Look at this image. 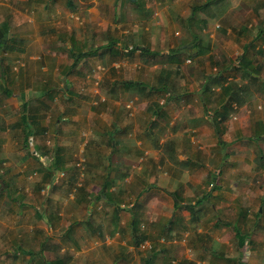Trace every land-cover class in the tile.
Segmentation results:
<instances>
[{"label":"crops","instance_id":"crops-1","mask_svg":"<svg viewBox=\"0 0 264 264\" xmlns=\"http://www.w3.org/2000/svg\"><path fill=\"white\" fill-rule=\"evenodd\" d=\"M191 2L0 0V264H264L263 88L211 120L264 0Z\"/></svg>","mask_w":264,"mask_h":264},{"label":"trees","instance_id":"trees-1","mask_svg":"<svg viewBox=\"0 0 264 264\" xmlns=\"http://www.w3.org/2000/svg\"><path fill=\"white\" fill-rule=\"evenodd\" d=\"M221 0H207L206 3L203 6H210L211 4H217ZM210 16L214 15L213 13L207 12ZM192 18V17H191ZM263 30V29H262ZM262 30L259 32L261 33ZM261 35V34H260ZM197 40V39H194ZM195 42V41H194ZM254 45L253 44H247L245 52L243 53V56L239 57L238 60V67L236 66H231L228 69L229 71L236 70L242 71V76L246 77L247 76V81L246 82H237L234 80V76H226L225 77V83L224 85L221 86L219 93H217L218 98L221 100V102L216 103L218 105L217 108L214 109L213 113V119H212V124L214 128L216 129H221L224 125V121H226L229 117L230 114L234 113L239 107L242 105L248 103V101L252 98V92L251 88L252 86L255 87H262V95L264 96V80H261L259 78V70L262 68V65H264V62L261 63V65L256 64V66H251V61L250 59L246 58V55L248 53V50L250 47L252 48ZM194 47H197V45ZM201 53L200 49H196L195 52H192L191 54H188L189 56H194V55H199ZM234 73V72H233ZM224 78L220 74H217L216 76H209L207 77L208 81H217ZM207 85V83L205 84ZM212 95V93H210ZM220 103V105H219ZM223 103V104H222ZM232 103L236 104V107H232ZM264 138V136H263ZM57 160V157L54 158V161ZM57 167L49 168V171L51 174H53V170H56ZM163 239V240H162ZM160 240L163 242L165 241V237H161ZM145 242V241H138L136 242L135 245L138 246L139 243ZM151 245V244H150ZM152 246V245H151ZM151 246L147 249H150ZM145 250V249H143Z\"/></svg>","mask_w":264,"mask_h":264},{"label":"rangeland","instance_id":"rangeland-1","mask_svg":"<svg viewBox=\"0 0 264 264\" xmlns=\"http://www.w3.org/2000/svg\"><path fill=\"white\" fill-rule=\"evenodd\" d=\"M185 1V0H184ZM206 1L207 0H192V5L190 6L191 8H187L186 10H187V12L189 13L190 11H192V7L195 5V7L196 6H198V7H200V9H201V11H199V12H196V14H202V13H204L203 11H207V12H209V8H208V6H203L205 3H206ZM238 1L239 0H234V2L232 3L231 2V5H233V4H235V6H236V4L238 3ZM185 3V2H184ZM243 6V5H245V3L244 2H242V1H240V3L236 6V7H234V9H236V8H238V11L237 12H240V9H239V6ZM214 7L212 8V10L210 11V13H213L214 15H212L211 16V18H212V23H213V25H212V27H214V32L215 31H217V32H219L220 34L219 35H217V34H215V36L216 37H221V39L223 40V41H225L226 43H228L232 38L230 37V35H228L227 33H225V32H223V30H221V29H223V28H227V26H224V27H222L221 28V26L225 23V21L224 22H222L221 20H219V18L217 17V14H218V16L220 17V16H222V18H226V16H229V19H231V17L230 16H233L232 14L234 13L233 11H234V9L232 10V12L231 13H226L227 11H228V6H226V5H224V4H219L218 6H216V4H214L213 5ZM197 11V10H196ZM244 10H242V12H243ZM205 14V13H204ZM208 14V13H207ZM221 14V15H220ZM242 14V13H241ZM209 15V14H208ZM210 16V15H209ZM198 16H196V18H197ZM185 17H183V19H184ZM195 18V19H196ZM254 15L248 10V11H246V12H244L243 13V22L242 23H244L243 25H245L246 24V27L248 28V25L250 24V25H252V24H255V20H254ZM226 20V19H225ZM188 23H191V21H187V23L185 24V28L184 27H182V29H183V31H187V30H189V31H192V28H190V27H187V26H189L188 25ZM198 24V22L196 23H194V25H197ZM198 26H199V24H198ZM253 26V25H252ZM245 27V26H244ZM245 27V28H246ZM258 27V26H257ZM257 27L255 28V29H253V28H251V29H248L249 31L251 30L252 32H255V31H257L258 29H257ZM246 28V29H247ZM238 29H241V28H238ZM248 30H245V31H243L244 32V36H248V35H251V34H246L247 33V31ZM198 31H199V29H198ZM230 32L232 33V34H236V28H235V26H230ZM189 33V32H188ZM240 34H242V31H240ZM221 35V36H220ZM203 38V37H202ZM203 39H201L200 37H198L197 38V42H198V45L199 44H201V41H202ZM256 41L257 42H264V35H261V36H259L258 38H256ZM200 48V45L198 46V47H196V49H199ZM236 50V49H235ZM232 51H234V50H232ZM230 52L231 54H232V56H231V54H230V56H229V58L231 59V60H229V59H225V61L224 62H226V64H228L229 63V66L231 67H233V66H236V67H238V58L241 56V54H236V55H233V52ZM210 66H212V65H210ZM262 76L264 77V70L262 71ZM230 75H236V78L238 79V81H241L242 79H240V74L238 73V72H235L234 74H231L230 73ZM242 82V81H241ZM263 102H264V100H263ZM250 111V110H249ZM255 112H257V113H259L258 111H257V109H255V110H253V107H251V111L248 113V112H246V111H240L239 113H238V116H242V117H248V116H251L252 117V115H255ZM262 113H264V111H261ZM213 119V117L211 118V120ZM244 122V121H243ZM251 127V124L249 123V124H247V125H244L243 126V129L242 130H249V128ZM240 138H243V140L245 139V135H243V134H240ZM262 148H264V143L262 142V141H258V142H256V148H255V152H257L258 150H262ZM61 166V165H60ZM59 168V167H58Z\"/></svg>","mask_w":264,"mask_h":264},{"label":"built area","instance_id":"built-area-1","mask_svg":"<svg viewBox=\"0 0 264 264\" xmlns=\"http://www.w3.org/2000/svg\"><path fill=\"white\" fill-rule=\"evenodd\" d=\"M130 105V104H129ZM78 165V164H77ZM62 174V173H61ZM163 240V239H162ZM185 241V240H184ZM151 245H150V243L149 242H147V241H145V242H141V243H139V245H138V248L139 249H141V250H143V249H147V248H149Z\"/></svg>","mask_w":264,"mask_h":264}]
</instances>
